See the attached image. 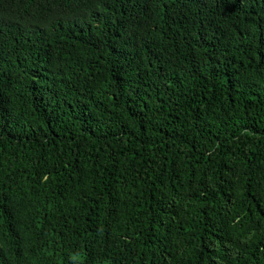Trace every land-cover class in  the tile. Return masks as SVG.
I'll return each mask as SVG.
<instances>
[{"label": "trees", "instance_id": "1", "mask_svg": "<svg viewBox=\"0 0 264 264\" xmlns=\"http://www.w3.org/2000/svg\"><path fill=\"white\" fill-rule=\"evenodd\" d=\"M0 264H264V0H0Z\"/></svg>", "mask_w": 264, "mask_h": 264}]
</instances>
